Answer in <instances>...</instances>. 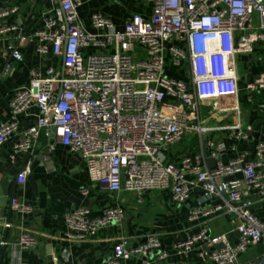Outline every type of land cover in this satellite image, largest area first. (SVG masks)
I'll return each mask as SVG.
<instances>
[{
  "label": "built area",
  "instance_id": "built-area-1",
  "mask_svg": "<svg viewBox=\"0 0 264 264\" xmlns=\"http://www.w3.org/2000/svg\"><path fill=\"white\" fill-rule=\"evenodd\" d=\"M84 1L61 0L44 14V28L33 38L20 36L19 47L36 41L39 54L51 52L62 70L47 66L30 71L29 87L15 93L11 119L0 125V147L18 137L14 161L34 151L42 135L53 138L81 155L93 187L111 194L124 192L142 199L158 191L167 193L173 205H183L201 190L206 200L218 202L211 207L200 203L191 211L190 222L233 215L234 232L240 237L232 244L228 235L215 236L205 227L179 239L174 249L186 257L200 246L204 260L236 264L251 247L264 243V220L254 213L256 202L236 180L241 175L247 191L264 201V141L251 155L244 151L225 162L223 156L237 151L236 141L248 140V135L240 123L210 126V122L232 112L240 115L238 59L252 53L260 39L248 31L255 24L264 31V0H142L150 5V14H131L122 32L101 13L92 15L97 32L86 29L78 12ZM19 12L18 6L3 9L0 19ZM15 31V24L0 27V45L7 33ZM11 56L24 60L17 49ZM244 90H264V73ZM33 110L38 111L37 120L22 130L20 117ZM218 132H228L227 137L219 143L207 140L201 155L185 154L178 160L170 156L185 139ZM210 159L216 160L213 169ZM29 173V169L20 173L18 183L25 184ZM229 177L234 180L226 182ZM11 209L31 212L17 197L11 199ZM90 213L80 208L66 215L69 237L95 236L125 217L120 206L110 207L97 219ZM37 243L30 233L20 236L22 250ZM5 245L0 234V247ZM163 248L157 235L135 246L123 238L114 245L108 263L126 264L139 256L143 264H150L158 252L160 260L167 258Z\"/></svg>",
  "mask_w": 264,
  "mask_h": 264
},
{
  "label": "crops",
  "instance_id": "crops-1",
  "mask_svg": "<svg viewBox=\"0 0 264 264\" xmlns=\"http://www.w3.org/2000/svg\"><path fill=\"white\" fill-rule=\"evenodd\" d=\"M60 2L0 0V12L14 6L20 8L18 15L0 19V27L11 24L18 27V31L7 33L0 45V76L6 63L12 59V49H17L24 58L21 62L12 59L11 68L0 81V125L11 119L10 102L17 91L29 87L31 70L47 66L62 70L61 61L54 58L51 52L48 55L39 54L36 41H27L19 47L20 36L33 38L44 28V14L56 9ZM78 12L83 26L91 32H97L92 28V15L96 13L109 17L115 29L122 32L131 14H150L151 7L142 0H85ZM248 33L259 34L260 39L252 53L238 59V66L243 69L240 71L237 99L240 115L232 112L223 120L210 122V126L240 123L248 135V140L236 141L237 151H228L223 156L225 162L244 151L251 155L254 147L264 141V90L257 93L244 90L248 82L264 73V31L255 24ZM48 48L51 47L48 45ZM37 117V110L20 117L21 129L33 125ZM227 134L212 133L203 139L195 135L175 147L170 156L178 160L185 154L201 155L208 148L207 140L213 138L219 143ZM18 139L13 137L0 147V185L9 183L8 202L2 204L0 201V234L6 242L0 247V264H109L113 247L121 239H129L135 246L145 243L152 235H157L162 241L167 258L160 260L158 252L150 258V264H214L201 257L202 247L198 246L184 257L176 253L175 243L205 227L215 236L228 235L232 244L239 238L234 235L233 215L222 214L211 221L202 218L190 222L191 211L200 203L203 207H211L218 202L206 200L201 190H196L191 200L183 205H173L167 193L158 191L147 193L142 199L124 192L111 194L101 186L93 187L81 155L53 138L42 135L34 151L22 153L12 161L13 147ZM51 147H54L53 151H50ZM25 169H29L30 173L26 183L21 185L17 177ZM236 180L240 181L243 193L256 202L254 213L264 220V201L247 191L241 175ZM84 188L90 190L88 195L82 193ZM14 197L29 206L31 212L12 211L11 199ZM113 206H120L125 211L121 224L103 228L95 236L67 235L65 217L70 212L88 208L90 218L97 219ZM22 233H30L37 238L38 243L33 249L22 250L19 244ZM126 264H143V259L135 256ZM236 264H264V243L251 247Z\"/></svg>",
  "mask_w": 264,
  "mask_h": 264
},
{
  "label": "water",
  "instance_id": "water-1",
  "mask_svg": "<svg viewBox=\"0 0 264 264\" xmlns=\"http://www.w3.org/2000/svg\"><path fill=\"white\" fill-rule=\"evenodd\" d=\"M12 62V59H9V61L6 63L5 67H4V71L2 73V75L0 76V81L3 79V77L5 76V74L7 73V70H9L10 67V64ZM188 71V75H190V71L189 69H187ZM208 164L210 166V168H215L216 167V160L214 159H210L208 161ZM234 180V177H229L227 178L225 181L226 182H230V181H233ZM8 187H9V183H2L0 185V201L2 204H6L9 200V192H8ZM234 235H236L237 237H240V234L238 232H235ZM223 248V246H218L217 249H221Z\"/></svg>",
  "mask_w": 264,
  "mask_h": 264
},
{
  "label": "rangeland",
  "instance_id": "rangeland-1",
  "mask_svg": "<svg viewBox=\"0 0 264 264\" xmlns=\"http://www.w3.org/2000/svg\"><path fill=\"white\" fill-rule=\"evenodd\" d=\"M239 71H241V72L243 71L242 67H240V66H239ZM185 140H187V139H185Z\"/></svg>",
  "mask_w": 264,
  "mask_h": 264
}]
</instances>
